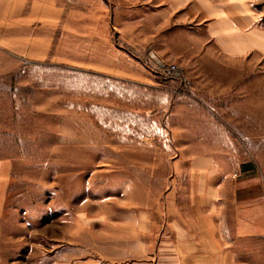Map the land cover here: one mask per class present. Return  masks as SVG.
<instances>
[{
    "label": "rangeland",
    "instance_id": "obj_1",
    "mask_svg": "<svg viewBox=\"0 0 264 264\" xmlns=\"http://www.w3.org/2000/svg\"><path fill=\"white\" fill-rule=\"evenodd\" d=\"M145 2L0 0V264H209L184 217L208 136L220 228L257 224L233 264H264V0L222 37Z\"/></svg>",
    "mask_w": 264,
    "mask_h": 264
},
{
    "label": "crops",
    "instance_id": "obj_2",
    "mask_svg": "<svg viewBox=\"0 0 264 264\" xmlns=\"http://www.w3.org/2000/svg\"><path fill=\"white\" fill-rule=\"evenodd\" d=\"M259 1L262 0H155V3L145 2L140 7H134L132 11L136 12L137 16L145 14V16L154 15L158 18L160 28L163 25H171L183 29L185 32L192 33L194 24H191L193 17L207 19L204 25L197 23L196 26H203V31L208 34L217 33L219 36H224L227 31L226 21L228 26H234L235 31L239 33H256L257 22L259 15ZM152 6V7H151ZM135 12H133L135 14ZM131 16H134L133 14ZM231 19V20H230ZM212 138H201L194 143H199L204 146L202 148L200 162L201 169V190L193 188L190 192L191 196L187 201V211L184 217L187 223H192L196 219L200 225L194 224V229L202 234V239L212 242V247L205 250L203 248L201 256L209 258V264H233L237 256L236 252L230 247L242 237V235H251L257 233V224H254V230L249 226L243 231L238 227V224L233 223L232 233L228 234L220 228L221 215L218 192L227 189L221 187L225 182V173L223 167L217 163L222 156V149H209V140ZM199 140V141H198ZM207 141V142H206ZM238 171L241 174L247 173L250 170L247 165L239 167ZM236 174V171L234 172ZM218 185H215L217 182ZM241 186V184H238ZM244 186L247 184H243ZM224 186V185H223ZM239 186V187H240ZM234 197L231 194V197ZM3 198L0 197V216L3 209ZM218 199V200H217ZM254 204V203H253ZM257 209V203L254 204ZM252 206V205H251ZM254 209V210H255ZM264 209H262L263 211ZM194 238V237H193ZM195 239V238H194ZM221 242H227V248L222 247ZM233 242V243H232Z\"/></svg>",
    "mask_w": 264,
    "mask_h": 264
},
{
    "label": "built area",
    "instance_id": "obj_3",
    "mask_svg": "<svg viewBox=\"0 0 264 264\" xmlns=\"http://www.w3.org/2000/svg\"><path fill=\"white\" fill-rule=\"evenodd\" d=\"M157 66L162 71V75L168 79H176L180 77L178 68H176L174 64H164L161 61L157 60Z\"/></svg>",
    "mask_w": 264,
    "mask_h": 264
}]
</instances>
